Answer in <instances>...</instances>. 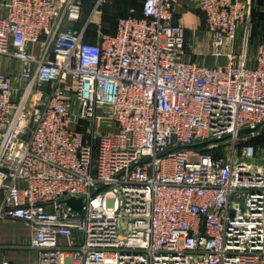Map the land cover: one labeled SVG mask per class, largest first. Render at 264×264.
<instances>
[{"label": "built area", "instance_id": "obj_1", "mask_svg": "<svg viewBox=\"0 0 264 264\" xmlns=\"http://www.w3.org/2000/svg\"><path fill=\"white\" fill-rule=\"evenodd\" d=\"M176 1L95 42L76 1H5L0 55L25 86L13 101L0 71V220L30 226L39 264H264V44L253 65L225 52L251 4L198 0L226 57L208 65L184 58Z\"/></svg>", "mask_w": 264, "mask_h": 264}, {"label": "crops", "instance_id": "obj_2", "mask_svg": "<svg viewBox=\"0 0 264 264\" xmlns=\"http://www.w3.org/2000/svg\"><path fill=\"white\" fill-rule=\"evenodd\" d=\"M5 1L0 0V15L5 13ZM56 1L62 7L67 0ZM71 1H76L81 5V15L78 23L79 26L87 27L85 40L95 42L96 29L105 34H113L116 30L117 18L129 15L130 9L134 10V15L140 16L142 0H101L99 5H97L99 0ZM173 13L174 22L184 28V58L186 60L208 65L224 64L226 62L225 56L215 58L210 53L211 35L204 29L205 15L198 9V0H177L173 5ZM238 29L241 30L239 34H242V26ZM234 41L237 42V40ZM238 48L237 43L235 52H238ZM28 49L36 55L41 54L39 44L31 43ZM230 50L234 51L233 42L225 47V52ZM0 71L9 75L13 86V101H19L25 86V81L20 78L21 63L14 58L0 55ZM31 234L32 229L30 226L20 220H0V261L7 258L12 264H39V253L28 247Z\"/></svg>", "mask_w": 264, "mask_h": 264}, {"label": "rangeland", "instance_id": "obj_3", "mask_svg": "<svg viewBox=\"0 0 264 264\" xmlns=\"http://www.w3.org/2000/svg\"><path fill=\"white\" fill-rule=\"evenodd\" d=\"M249 2L251 4L249 19L241 25L242 34H239L241 30L238 29L235 38L237 42L233 41L234 51L232 55L236 63L252 65L257 53L264 44V0H249ZM237 43L239 48L238 52H235ZM39 88L43 91L47 90L44 85H39ZM95 128L101 132H108L111 129L110 121H96Z\"/></svg>", "mask_w": 264, "mask_h": 264}, {"label": "water", "instance_id": "obj_4", "mask_svg": "<svg viewBox=\"0 0 264 264\" xmlns=\"http://www.w3.org/2000/svg\"><path fill=\"white\" fill-rule=\"evenodd\" d=\"M249 131H250V129H244L243 130L244 133L249 132ZM206 143H207L206 141L200 142V143H194V144L188 145L187 147L188 148H198V147L204 146ZM64 202L68 206L72 207L73 209L80 211L81 207L83 205V198L82 197H78V198L69 197V198L65 199Z\"/></svg>", "mask_w": 264, "mask_h": 264}, {"label": "trees", "instance_id": "obj_5", "mask_svg": "<svg viewBox=\"0 0 264 264\" xmlns=\"http://www.w3.org/2000/svg\"><path fill=\"white\" fill-rule=\"evenodd\" d=\"M80 20V19H79ZM78 20V21H79ZM81 26H79V23L78 22H76V28H80ZM85 34H87V27L85 28ZM259 140V139H258Z\"/></svg>", "mask_w": 264, "mask_h": 264}]
</instances>
